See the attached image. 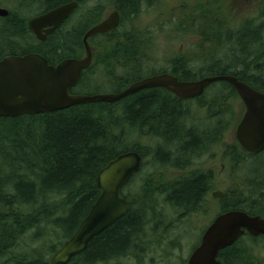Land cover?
Listing matches in <instances>:
<instances>
[{
  "label": "trees",
  "instance_id": "1",
  "mask_svg": "<svg viewBox=\"0 0 264 264\" xmlns=\"http://www.w3.org/2000/svg\"><path fill=\"white\" fill-rule=\"evenodd\" d=\"M72 1L79 2L81 6L86 0H0V7L9 10L8 16L0 17V59L8 55L39 53L50 63L57 64L65 58H82L85 53L84 35L103 20V5L82 14L78 12V6L70 17H77L76 24L68 23L69 19L47 42H40L27 23L35 15ZM140 2L116 1L112 7L121 13L120 26L131 14L139 12ZM260 10V21L245 22L239 31L234 32L232 39L236 47L232 51L233 57L225 54V57L215 59L218 43L229 34L219 31L218 35L208 37L202 31L205 40L213 44V53L201 57V60H207V64L200 68L190 66L191 60L180 55L173 59L169 71L148 72L142 60L149 56L146 52L151 47L145 37L132 30L116 37L118 32L119 35L121 33L120 26L108 34L94 36L89 40L94 62L84 71L79 86L85 84L87 74L99 64L102 65V73L107 75L114 74L117 67L122 69L123 76L118 79L119 88L115 92L139 79L164 72L185 81L211 75H234L264 91V7ZM97 37H104L110 44L105 56L95 52L93 40ZM222 83L208 105L210 114L219 116L212 130L225 129L222 115L230 111L224 108L228 106L226 101L237 95L232 85ZM75 90L72 89L73 94H80ZM206 92L197 100L200 101ZM187 102L189 100H182L164 89L154 88L117 103H89L53 113L0 118V257L11 255L23 235L36 231L34 235L40 239L38 242L42 241L41 247L20 251L13 261L15 264H50L46 255L48 245L53 256L77 230L99 197L100 171L127 151L136 150L145 156L141 148L125 144L130 129L148 127L165 143L176 145V151L186 154L190 143L195 144L203 138L199 129L187 126L188 111L184 108ZM201 105L205 106L204 103ZM217 107L218 110L214 111ZM237 146L240 147L237 144L232 148L237 158L235 162L244 168L248 164L236 151ZM157 156L163 159L161 149ZM257 156L252 155L251 158L255 160ZM255 181L259 182L258 179ZM145 187L148 188L144 186L138 202L131 201L123 192L131 206L128 214L95 237L87 249L69 264L109 263L130 255L138 264H143V255L139 251L142 237L146 227L160 215L156 211L158 205L153 203V193ZM205 187L202 177H193L178 179L155 191L164 195L165 202L171 206L191 212L200 203ZM249 189V192L245 190L244 198H241L243 192L240 197L234 195L232 203L226 205L227 210H244L264 217V186L253 182ZM260 239L264 236L245 234L220 252V260L223 264H264L252 248V244Z\"/></svg>",
  "mask_w": 264,
  "mask_h": 264
},
{
  "label": "rangeland",
  "instance_id": "2",
  "mask_svg": "<svg viewBox=\"0 0 264 264\" xmlns=\"http://www.w3.org/2000/svg\"><path fill=\"white\" fill-rule=\"evenodd\" d=\"M116 1L86 0L85 4L79 6L78 12L82 14L84 11L103 5L105 13L102 16L106 17L113 10L112 6L116 4ZM260 7H264V0H141L139 12L129 16L126 22L120 26L121 33L119 35L118 32L116 37L132 30L149 41L151 49L146 52L149 56L142 60L148 72L169 71L173 59L180 55H185L191 60L190 66L200 68L207 64V60H201V57L203 55L210 56L213 53L211 52L213 44L205 40L202 31H205L208 37L218 35L219 31L229 34L218 43L215 59L225 57V54L233 57L232 51L236 47L232 39L234 32L239 31L245 22L260 21ZM77 20V17H74L68 23L73 25ZM217 29L220 30L216 32ZM93 44L96 48L95 52L99 56H105L109 52L110 44L106 43L104 37L94 38ZM262 59L264 61V57ZM97 65L92 72L87 74L85 84L81 87L78 84L74 88L77 93H111L118 90L117 82L120 76H123L122 69L117 67L114 74L107 75L102 73V65ZM222 86V82L214 83V86L209 87L200 101L192 99L184 105L185 111H188L186 119L188 127H195L199 130L213 128V123L219 119V116L217 113L210 114L208 105L213 99L214 92ZM226 102L228 106L224 108L230 110V114L228 117H223L226 127L221 140L217 141L218 147L211 151L208 150L207 153H203L194 161L207 160L209 155L215 152H218L219 160L220 155H223L222 146L225 144L237 145L236 127L244 114L245 106L238 94L233 95ZM202 103L205 104L204 107L201 105ZM219 107L214 108V111ZM125 144L131 148L136 146L141 148L145 156L142 169L124 187V194L131 201L138 202L140 201V192L146 185L148 187H145L146 190L153 193V196L151 195L153 203L158 205L157 214L160 213L146 227L142 237L143 243L139 251L143 255V264H185L193 249L200 243L208 224L220 213V207L211 197L207 200L208 204L203 202L195 211L189 212L183 207L171 206L167 201L165 202L164 195L156 192L159 188L164 189L181 177L179 176L181 172L177 167L182 163L179 159L182 155L179 154L181 152L176 151V145L165 143L162 137L151 133L148 127L130 129ZM159 149H161L163 159L157 156ZM239 149L240 147L236 150L238 153L246 155L245 151ZM171 151L174 154H166ZM245 164H248L244 167L246 170L243 166L235 168L234 183L230 186L233 191L235 190L237 197H240L243 192L241 198H244L245 190L250 191L249 187L253 182H256L257 178H259V182L256 184L264 186V153L259 154L255 160L254 158L247 159ZM240 176L244 178L243 182L241 179H237ZM218 183V186L228 187L223 180H219ZM34 233L36 231L23 235L20 244L10 252L11 255L0 257V264H15L13 258H16L20 251L41 247L42 241L38 242L40 239L36 238ZM54 240L55 243L56 239ZM249 243L252 244V242ZM49 245L46 255L50 260L52 255ZM252 246L254 253L261 261H264V239L253 243ZM99 264H138V262L130 255L119 261ZM254 264H258V262H254Z\"/></svg>",
  "mask_w": 264,
  "mask_h": 264
},
{
  "label": "water",
  "instance_id": "3",
  "mask_svg": "<svg viewBox=\"0 0 264 264\" xmlns=\"http://www.w3.org/2000/svg\"><path fill=\"white\" fill-rule=\"evenodd\" d=\"M79 2L59 5L29 20V29L45 41L78 8ZM9 10L0 7V17ZM121 23V13L113 9L84 35L85 55L65 58L52 64L39 53L8 55L0 59V118L53 113L89 103H117L152 88H165L182 100L201 97L217 82H228L245 105V112L236 127V139L242 150L258 153L264 149V91H260L234 75H211L185 81L165 72L139 79L125 89L111 93L73 94L85 70L93 64L90 39L108 34ZM143 166L136 150L120 154L98 175L99 197L73 235L51 257L50 264H69L83 253L90 242L114 225L130 211V202L123 195L124 187ZM216 195H222L217 192ZM246 233L264 236V217L244 210H228L219 214L203 233L185 264H223L220 252L234 245Z\"/></svg>",
  "mask_w": 264,
  "mask_h": 264
},
{
  "label": "flooded vegetation",
  "instance_id": "4",
  "mask_svg": "<svg viewBox=\"0 0 264 264\" xmlns=\"http://www.w3.org/2000/svg\"><path fill=\"white\" fill-rule=\"evenodd\" d=\"M43 13H45V12H43ZM43 13H40V14L35 15L33 17L39 16ZM33 17L29 18V20L32 19ZM69 19H70V17H69ZM69 19H67L61 26H59L58 29L61 28ZM29 20L27 23H29ZM58 29L54 33L49 34L45 41L39 40L35 36V34L32 31L31 32L40 42H47L49 37L54 35L58 31ZM99 35H102V34H99ZM96 36H98V35H96ZM152 89H154V88H152ZM155 89H164V90L172 93L171 91H169L168 89H165V88H155ZM147 90H150V89H147ZM206 91H207V89H206ZM198 98H200V97H198ZM198 98H195L194 100H197ZM222 116L228 117L229 113H225ZM242 117H243V115H242ZM224 130L225 129H222V128H220V129L214 128L213 130L212 129H210V130H198V132L200 133V136L201 137L203 136V138L198 139V141L194 142L195 144L190 143V145L187 147L188 150L185 151L186 154L183 155V153H181L182 157H180L179 159L182 161V163L180 165H178V167H177L181 172V174L179 175L181 177L178 178L180 180L185 179V178L186 179L187 178H193V177H202L203 178V181L206 183V187H205V192L202 195L203 197L200 200V203L198 204V206L199 205L201 206L203 202H207V200H209L212 197L216 201L215 204L219 205V207H220V213L219 214L226 212V210L228 209V207H226V205L229 204V202L232 203V201L234 199V195H235V190L233 191L232 187L230 188V186L234 183V170H235V168L236 169L240 168L241 163L239 164V163L235 162V159H237V158L234 156L233 149H232L234 144H230V145L225 144L224 146L221 147L223 149V151H222L223 155H220L219 160H218V156H217L218 152H215L214 154L212 153L211 155H209V159H207V160H201V159L196 160V161H194V160H195V158L200 157L203 153H205V152L207 153L208 150L211 151L214 148H217L218 147L217 141L221 140L220 138H221ZM242 153H244V152H242ZM261 153H264V149L258 153H246L245 152L244 154H246V155H243L244 160L251 158L252 155H259ZM166 154L172 155L174 153H173V151H171V152H166ZM244 169L246 170V168H244ZM237 179H239V180L241 179L242 182L244 181V178H242L241 176L238 177ZM257 179L259 181V178H257ZM219 180H223V182L228 187L224 188V187L218 186ZM217 192H221L222 195H216ZM207 204H208V202H207ZM198 206L196 208H198ZM213 220L208 224L207 227L205 226L206 229L213 222ZM206 229H205V231H206Z\"/></svg>",
  "mask_w": 264,
  "mask_h": 264
},
{
  "label": "bare ground",
  "instance_id": "5",
  "mask_svg": "<svg viewBox=\"0 0 264 264\" xmlns=\"http://www.w3.org/2000/svg\"><path fill=\"white\" fill-rule=\"evenodd\" d=\"M140 153V152H139ZM141 154V153H140ZM141 156H142V158H143V165H144V157H143V155L141 154Z\"/></svg>",
  "mask_w": 264,
  "mask_h": 264
}]
</instances>
